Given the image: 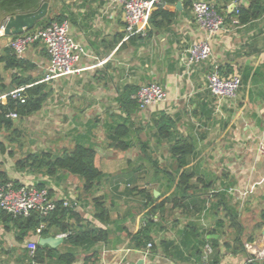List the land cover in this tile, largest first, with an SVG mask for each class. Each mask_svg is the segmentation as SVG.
<instances>
[{
	"label": "crops",
	"instance_id": "obj_1",
	"mask_svg": "<svg viewBox=\"0 0 264 264\" xmlns=\"http://www.w3.org/2000/svg\"><path fill=\"white\" fill-rule=\"evenodd\" d=\"M191 1L216 7L224 24L210 40V59L188 71L183 65L185 51L204 39V34L195 24L191 8L183 3L175 5L167 25L157 27L149 22L145 36L123 41V11L116 0L60 1L58 10L70 6L65 21L72 39L88 55L78 64L83 69L79 74L43 82L50 94L39 113L57 126L53 130L48 126L45 149L59 154L76 141L87 142L95 150V165L105 179L98 190L86 195L76 176L65 172L53 178L32 176L17 173L1 158L0 163L9 178L27 186L42 182L53 199L68 201L73 214L66 217V225L106 231V239L90 238L71 245L66 242L67 234L52 227L44 238L30 232L19 240L16 226L0 218V264H34L27 247L47 238L59 240L54 246H39L58 255L72 253V264H203L207 245L219 250L218 264H245L248 252H237L232 243L234 233L228 228L226 212L229 205L237 209L244 239L251 236L254 240L245 244L262 248L264 227L257 230V224L264 208V156L260 152L264 146V15L246 25H235L231 15L240 6L248 7L247 0ZM7 43L8 37L0 39V54ZM22 58L33 65L30 74H45L49 59L41 45L30 47ZM214 69L222 77H240L235 99L217 103L210 96L206 76ZM15 73L0 65L5 87ZM150 83L163 87L166 100L127 116L119 102L122 88L139 89ZM161 113L175 124L172 141L187 138L194 143V154L184 167L193 177L184 207L165 204L149 220L146 196L152 195L155 203H160L177 186L170 185L166 174L177 170L169 157V143L157 142L152 125L154 115ZM125 120L129 133L122 139L130 144L117 150L107 140L106 131ZM95 200L107 213L104 222L94 216ZM147 221L151 224V248H135L130 236ZM40 264H56V258H46Z\"/></svg>",
	"mask_w": 264,
	"mask_h": 264
},
{
	"label": "trees",
	"instance_id": "obj_2",
	"mask_svg": "<svg viewBox=\"0 0 264 264\" xmlns=\"http://www.w3.org/2000/svg\"><path fill=\"white\" fill-rule=\"evenodd\" d=\"M62 0H0V25L3 21L12 16L19 14H27L38 9L43 3H49L47 16L38 21L34 29H44L52 23H62L67 20V9L70 6H62L58 10V4ZM248 7H238L237 20L239 25H246L256 21L264 15V0H247ZM183 3L185 7H192L191 0H161V5L157 6L151 13L150 22L154 26L167 25L173 17L174 7L177 3ZM214 7V6H213ZM218 12L217 8L214 7ZM220 14V13H219ZM235 17V11L232 15ZM33 29V30H34ZM40 45V44H35ZM47 54V53H46ZM0 65H3L4 71H15V74L10 76V84L5 87L3 79L0 76V94L6 93L8 90H13L20 87H28L24 90V103L18 100L7 99L6 103L0 104V156H7L9 159H14V170L17 173H26L32 176L40 175L48 178L55 177L59 172H65L68 175L76 176L82 181V192L86 195H92L105 179V174L101 172L95 165L96 153L91 144L83 141H76L71 148H64L59 154H54L50 151L30 152L23 158H17L14 146L20 150L22 144L19 141L21 131L19 124L32 116L37 115L44 103L49 97L47 83L40 82L44 76L30 74L33 70V65L25 61L23 58L16 57L9 48L4 49L0 54ZM219 72V70H217ZM221 71V70H220ZM220 73V72H219ZM138 91L132 86H125L119 93V102L121 110L130 116L138 110L136 102L133 100V95ZM16 115L17 123L14 119L7 117L8 114ZM128 120H125L123 125L108 127L107 140L112 148L117 150H125L129 147V142L124 139L129 133L127 127ZM153 128L156 132V140L159 144L168 142L169 157L176 164L177 170L175 173H166L170 185L177 184L174 191L162 202L155 203L152 195H147V204L145 205L146 217L151 218L158 212L162 211L165 204H173V207H184V202L187 200L190 190V180L192 174H188L184 167L186 166L187 158L194 154V143L190 139H176L172 141L174 122L171 118L163 113L154 115L152 120ZM3 134H7L6 139L9 144V149L5 148L2 140ZM145 147L148 143H145ZM8 150V151H7ZM22 151V150H21ZM16 157V158H15ZM151 161L152 157H148ZM3 163H0V183H11L15 188L22 184L8 177L5 171L2 170ZM37 189H44V183H38L33 186ZM170 188V187H169ZM49 192V191H48ZM50 195V192H49ZM223 196V195H222ZM221 198V197H220ZM95 218L102 222L106 220L107 213L100 207V204L95 200ZM228 216V228L234 233L232 240L235 250L239 253L245 252V243H252L254 240L251 236L244 239V227L239 220L237 209L229 205L226 209ZM69 214H73V210L64 208L61 202L56 203V208L47 216H41L37 212H32L28 217L12 216L6 212H0V218L5 221L12 222L18 230V239L22 240L28 233H36L40 225H45L38 236L44 238L48 229L56 227L59 233L67 234L66 242L71 245H76L79 242L94 238V241H103L106 239V231L83 227L81 230L65 224V219ZM257 230L264 227V208L258 215ZM150 221H147L144 228L139 230L134 235L130 236V243L135 248H145L151 243L150 238ZM29 254V252H28ZM46 258H56V264H72L75 261V256L72 253L56 254L50 250H45L36 245V250L30 260L34 264L43 263ZM220 252L217 247H213L208 256L209 264H218L220 260ZM250 256H247L245 264H264V259L249 261Z\"/></svg>",
	"mask_w": 264,
	"mask_h": 264
},
{
	"label": "built area",
	"instance_id": "obj_3",
	"mask_svg": "<svg viewBox=\"0 0 264 264\" xmlns=\"http://www.w3.org/2000/svg\"><path fill=\"white\" fill-rule=\"evenodd\" d=\"M123 11L124 39L136 36H145L150 22L152 11L159 5L161 0H116ZM237 9V8H236ZM233 24L238 25L237 10ZM194 22L203 32L204 39L191 44L185 51L183 65L186 71L200 65L210 59L212 55L210 40L221 30L224 19L215 8L204 1H196L191 7ZM5 37L3 23L0 25V39ZM40 44L46 51L49 59L45 74L41 82H51L63 77L79 74L83 69L78 67L80 60L87 57V51L77 44L70 35V25L67 21L62 23H52L44 29H34L26 31L22 35L13 36L7 43V48L18 58H22L27 50L35 44ZM241 87L240 77L233 75L222 77L214 69L206 76V88L210 96L217 103H223L235 99ZM28 87L15 88L0 96V104L6 103L7 99L18 100L24 103V90ZM166 92L162 86L150 83L141 86L133 95L139 111H144L148 107L158 105L166 100ZM10 119H16L14 113L7 115ZM264 156V146L260 148ZM56 201L47 189H37L33 186L22 185L15 188L11 183H0V212H6L14 217H28L32 212H37L41 216H47L56 208ZM64 208H69L68 201H62ZM45 225H40L37 229L39 233ZM63 237V236H61ZM33 256L36 244H29L27 247ZM151 248V244L147 245ZM245 250L250 259H264V234L262 235V248L256 249L251 244H245ZM211 248L207 245L203 251V264H209L208 256ZM130 264H146L145 262H133Z\"/></svg>",
	"mask_w": 264,
	"mask_h": 264
},
{
	"label": "rangeland",
	"instance_id": "obj_4",
	"mask_svg": "<svg viewBox=\"0 0 264 264\" xmlns=\"http://www.w3.org/2000/svg\"><path fill=\"white\" fill-rule=\"evenodd\" d=\"M48 126L50 127V130H53L54 127H57L55 122L47 123V120L42 118L41 113L34 116V118H31V120L27 119L23 123L19 124V129L21 131L19 141L22 144V148L20 150H18L19 148L17 146H14L12 148L14 149V152H17L16 157L23 158L27 153L30 152L46 151L45 143L47 138ZM56 134V130L52 131L51 136L53 137H51V139H56ZM6 136L7 134H3L2 140L4 141L5 148L9 149V144L7 143L6 139H4V137ZM0 158L1 161L4 160L5 164L10 165V167L13 169L14 159H9L6 155Z\"/></svg>",
	"mask_w": 264,
	"mask_h": 264
},
{
	"label": "water",
	"instance_id": "obj_5",
	"mask_svg": "<svg viewBox=\"0 0 264 264\" xmlns=\"http://www.w3.org/2000/svg\"><path fill=\"white\" fill-rule=\"evenodd\" d=\"M180 4L177 5L179 8ZM48 14V3H43L38 9L27 14H19L16 16L8 17L3 21L4 35L8 37V41L13 36L22 35L26 31L34 29L36 23L44 19ZM264 234V231H263ZM59 239H40L39 245L48 244L54 246Z\"/></svg>",
	"mask_w": 264,
	"mask_h": 264
}]
</instances>
